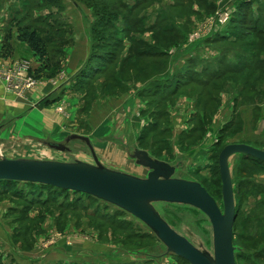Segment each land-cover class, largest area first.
I'll return each mask as SVG.
<instances>
[{
  "label": "rangeland",
  "instance_id": "obj_1",
  "mask_svg": "<svg viewBox=\"0 0 264 264\" xmlns=\"http://www.w3.org/2000/svg\"><path fill=\"white\" fill-rule=\"evenodd\" d=\"M20 1L0 0V18L17 14L18 25L32 29L48 21L64 26L71 44L62 50V66L43 69L26 91L13 84L27 81L22 64L33 76L30 61L16 60L29 51L17 46L15 60L0 64V73L10 70V82L0 75V84L12 103L54 89L41 106L4 125L0 159L92 165L89 148L71 136L89 138L95 147L105 140L122 146L127 159L137 149L175 167L172 178L201 184L221 208L219 151L228 144L264 150V0H61L51 20L46 10ZM81 73L89 74L86 80ZM182 74L209 80L177 85ZM104 120L107 129L91 131ZM227 165L235 195L234 264H264V163L235 154ZM128 173L143 179L147 169ZM2 191L0 185V264H188L140 221L91 196L21 182ZM152 207L211 254L210 225L200 211Z\"/></svg>",
  "mask_w": 264,
  "mask_h": 264
},
{
  "label": "water",
  "instance_id": "obj_2",
  "mask_svg": "<svg viewBox=\"0 0 264 264\" xmlns=\"http://www.w3.org/2000/svg\"><path fill=\"white\" fill-rule=\"evenodd\" d=\"M71 138L86 144L92 165L1 158L0 181L36 183L91 196L140 221L168 253L188 264H234L231 239L235 211L227 159L240 154L264 161V150L245 144L222 147L217 155L221 197L219 208L199 183L172 178L175 167L151 159L144 151L134 150L131 155L137 166L147 169L146 177L141 179L101 166L88 139L79 136ZM47 146L58 151L66 150L57 144L47 143ZM159 202L186 205L200 211L210 225L211 254L198 250L172 230L152 207L153 203Z\"/></svg>",
  "mask_w": 264,
  "mask_h": 264
},
{
  "label": "trees",
  "instance_id": "obj_3",
  "mask_svg": "<svg viewBox=\"0 0 264 264\" xmlns=\"http://www.w3.org/2000/svg\"><path fill=\"white\" fill-rule=\"evenodd\" d=\"M22 1H24V0H21L20 2H22ZM34 2L36 3L35 6H33ZM34 2H33V0H29V3H31V10H35V11L39 10V9L41 11L46 10L45 13L47 12V18L49 20H51V18H54V14L58 13L56 11V9L59 10L62 6L60 4L61 0H34ZM24 6L27 7V5H24ZM51 8L55 9V13L51 14V11H49ZM15 15H17V14H15ZM15 15H10V17L8 18V21L5 25V29L3 32L4 35H3V38L1 40V45H0V57L6 58V57L11 56L12 48L10 45V40H11V37L14 33L15 39L17 41L23 43L27 47V49L30 51L33 58L35 59L36 63H38L37 67L33 69L34 72L32 73L33 76H31V77H34V79H37V78H39V76H41L40 74H41V71L43 69L45 72H47V70H50L51 68L56 67L58 65L62 66V62L64 61L62 50H64V48L68 47L71 44L70 37H67L68 31L63 29L64 26L63 27H56V26L51 25L50 21H48L44 24V28L46 29V31H44V28L40 29L38 27L32 29L28 25V23L18 25L19 18ZM57 34H62V35L57 37L58 36ZM43 36H46V39H44ZM48 46H51V55H48V50H47ZM54 54H55V56L59 55L58 58L55 57ZM94 62H96V60ZM96 63H98V62H96ZM218 63H219V61H218ZM242 64H243V62H242ZM241 66H243V65H241ZM34 73H35V75H34ZM88 75H89L88 73H81V74H79V78L86 80L87 79L86 77ZM184 76L185 75L182 74V77L179 78V80L177 79L178 80L176 83L177 85L183 84L185 82H190V80L194 81L195 83H205L209 80V79H199V78H197V79L190 78L189 79L188 76H186L188 78H186V77L184 78ZM215 76H216V74L212 73L209 78L211 79L212 77H215ZM149 156H150V154H149ZM249 158L254 163H264V161H259V160L253 159L251 157H249ZM218 180H219V178H218ZM12 183H16V182H14V181H3V180L0 181V185L3 187V189L5 191H6V189L10 188ZM21 183H23V182H21ZM28 184H36V183H28ZM36 185H39L42 187L53 188L57 191H67V190L57 189V188H54V187H51L48 185H40V184H36ZM5 191H2L1 194H4ZM233 199L235 200L234 192H233ZM234 211H235V209H234ZM235 214H236V211H235Z\"/></svg>",
  "mask_w": 264,
  "mask_h": 264
},
{
  "label": "crops",
  "instance_id": "obj_4",
  "mask_svg": "<svg viewBox=\"0 0 264 264\" xmlns=\"http://www.w3.org/2000/svg\"><path fill=\"white\" fill-rule=\"evenodd\" d=\"M17 1L18 0H13L12 6H15ZM9 17L10 16H8L7 13H6L5 16H2L0 18V45H1V40L3 38V35H4V33H3L4 29H5L4 25H6ZM85 37H87V36H84V39H85ZM85 44H86V42H85ZM10 45H11L13 51H14V49H16L15 47H17V46H19V49H22L23 51H25V50L29 51L27 49V47L23 43H21V42H19V41H17L15 39L14 33H13V35L11 37ZM13 51H12V55L10 57H6V58L0 57V64L1 65H5V63H11V61L15 60ZM17 59H25L27 61H30V63L32 64L31 70L36 68L37 65H38V63H36L35 59L33 58L32 54L30 53V51H29V53H26L25 57H22V56L19 55L18 57H16V60ZM82 61H83V58L81 59V61L77 59V63L75 65L80 64ZM34 65H35V67H34ZM3 88H4V86L0 84V134L2 132V129H4L3 128L4 125L9 123V121L11 123L15 124V122H17L16 120L19 121L21 119L19 116H17V114H21V113L26 112L27 110H31L32 108H34V105L36 103H39L40 106H41L43 102H41V103L39 102L40 98H41L42 101H45V100H43V97L45 96V94L47 95V94L51 93L54 90L52 88L51 89L44 88L43 91H39V89L37 91L34 90V91L29 93L28 97L29 96L30 97L27 100L24 99L21 104H16V103H12V101L10 100V98H12V96H10V94H7L3 90ZM41 94H44V95L42 97H40ZM30 103H32L31 106L29 105ZM26 106H27L28 109H25ZM41 111L46 112L44 109H41ZM41 111L39 113H41ZM33 112L37 113V110H35ZM104 118L106 119L107 117L104 116ZM97 125H98V129H100V128L101 129H103V128L107 129V120H104L100 125L99 124H95L91 131H94L95 127L97 128ZM9 129L13 130V125ZM16 130H18V129H16ZM103 134L104 133H102V136H103ZM95 137L98 138L99 135L94 136V138ZM104 141L101 143L100 146H96V147L92 146L91 143H90L91 150L93 151V153H94L97 161L99 162V164L101 166L107 168V169H112L114 171H118V172L125 173V174H128V175L130 174L131 176H134L132 173H128V172H130V170H133L134 167L137 168V167H140V166H137L135 164V162L133 163V159L132 158L127 159L126 152H125L124 149H122V146H118V145H116L114 143H111L109 141H105V142ZM134 150H137V149H134ZM140 168H142V167H140ZM125 170H127L128 172H125ZM134 177H136V176H134Z\"/></svg>",
  "mask_w": 264,
  "mask_h": 264
},
{
  "label": "built area",
  "instance_id": "obj_5",
  "mask_svg": "<svg viewBox=\"0 0 264 264\" xmlns=\"http://www.w3.org/2000/svg\"><path fill=\"white\" fill-rule=\"evenodd\" d=\"M22 63V62H21ZM23 70H24V72H26V83L25 82H19V80H18V77L15 75V73H10V74H13V77L15 78V79H17L18 80V83L17 84H13V85H16L17 87L15 88V89H17V88H19V87H22V86H20V85H24L23 87H24V91H26L25 90V87L26 88H30L31 86H33L34 85V80L32 79V77H31V75H28L27 76V73H28V68H29V66H28V68L27 67H25L24 66V64H22V67H21ZM10 70H7L6 71V73H0V75H2V77L1 78H5V82H6V84H8L7 83V81H9V79H8V77L10 78V76H8L9 74L7 73V72H9ZM12 78V77H11ZM10 82V81H9ZM16 82V81H15ZM19 86V87H18Z\"/></svg>",
  "mask_w": 264,
  "mask_h": 264
},
{
  "label": "bare ground",
  "instance_id": "obj_6",
  "mask_svg": "<svg viewBox=\"0 0 264 264\" xmlns=\"http://www.w3.org/2000/svg\"><path fill=\"white\" fill-rule=\"evenodd\" d=\"M206 191V190H205ZM207 192V191H206Z\"/></svg>",
  "mask_w": 264,
  "mask_h": 264
}]
</instances>
